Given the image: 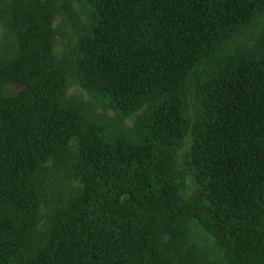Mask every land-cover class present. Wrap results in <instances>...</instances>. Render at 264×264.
Wrapping results in <instances>:
<instances>
[{
    "label": "trees",
    "instance_id": "16d2710c",
    "mask_svg": "<svg viewBox=\"0 0 264 264\" xmlns=\"http://www.w3.org/2000/svg\"><path fill=\"white\" fill-rule=\"evenodd\" d=\"M6 1L0 264H206L193 225L264 264V0H82L68 50L62 0ZM71 79L115 113L90 123Z\"/></svg>",
    "mask_w": 264,
    "mask_h": 264
},
{
    "label": "rangeland",
    "instance_id": "374dc122",
    "mask_svg": "<svg viewBox=\"0 0 264 264\" xmlns=\"http://www.w3.org/2000/svg\"><path fill=\"white\" fill-rule=\"evenodd\" d=\"M40 1V0H39ZM45 2L44 0H42ZM6 0H0V56L5 55L7 52H11V47H4L5 44L9 43L11 40L10 36V31L8 28L7 21L9 20V5H7ZM33 2H36V0H33ZM62 5H60V11H58L52 21H50V24L52 27H54L57 30L58 33V42H57V49H67L70 45L69 40H72L74 42V30H73V25L72 23H77L78 17L81 18L82 20L86 17V7L83 3L82 0H62L61 1ZM34 5H37L35 3H32ZM49 8H47L48 13L52 14L55 10V5L52 3L49 4ZM66 22V23H65ZM258 22L264 26V15H262ZM245 38H241V36H238L234 39H232L227 46L225 47V54H232L233 52H240L241 47L245 45V43H242L241 41H244ZM71 41V42H72ZM250 40L247 42L249 43ZM10 44V43H9ZM252 44V43H251ZM7 51L5 53L2 52ZM18 88L21 87L19 84H9L7 88ZM7 90V89H4ZM5 92L3 90H0V93ZM66 96L69 99L72 100H78L80 107L82 108V112L84 115H86V118L89 120V122H93L95 118H93L94 112H104L108 105L104 104L98 97H96L93 93L89 92L86 88H84L76 79H71L68 82V86L66 89ZM107 106V107H106ZM110 110L107 109V113L109 115L115 113L112 108L109 107ZM112 118H117L115 115L109 116ZM131 117L128 119L130 120ZM127 120L124 123L118 121V118L113 121V124H120L122 126L121 130L129 131L126 129L130 125V121ZM134 120V119H133ZM133 124V123H132ZM187 147V145H186ZM184 147V149L179 151V155L181 156L183 153H185V150L187 149ZM52 172H50V176L52 180H54V176L56 175V170H59V165L54 164L52 166ZM191 194L193 193V189L190 192ZM192 236H190L189 242L186 244V246L182 249L183 252H187L190 249L193 252H198L202 255L203 257H209L207 260H205L206 264H220V262L224 263L223 258H217L215 253L217 252L216 250H211L213 247V243H209L208 241H205L201 236H199L200 233V228L198 226H192ZM214 249V248H213ZM214 251V252H213ZM205 255V256H204ZM196 262H200L198 259H196ZM205 264V263H204Z\"/></svg>",
    "mask_w": 264,
    "mask_h": 264
}]
</instances>
